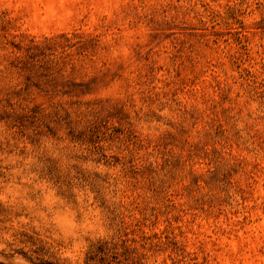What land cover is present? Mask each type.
<instances>
[{"label":"rangeland","instance_id":"374dc122","mask_svg":"<svg viewBox=\"0 0 264 264\" xmlns=\"http://www.w3.org/2000/svg\"><path fill=\"white\" fill-rule=\"evenodd\" d=\"M264 264V0H0V262Z\"/></svg>","mask_w":264,"mask_h":264},{"label":"trees","instance_id":"16d2710c","mask_svg":"<svg viewBox=\"0 0 264 264\" xmlns=\"http://www.w3.org/2000/svg\"><path fill=\"white\" fill-rule=\"evenodd\" d=\"M30 260L29 264H58L56 262L50 261V260H43L39 258H32V257H27ZM0 264H3L0 262Z\"/></svg>","mask_w":264,"mask_h":264}]
</instances>
